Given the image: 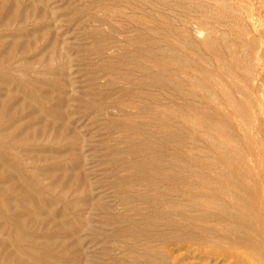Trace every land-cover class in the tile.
<instances>
[{"label":"rangeland","instance_id":"obj_1","mask_svg":"<svg viewBox=\"0 0 264 264\" xmlns=\"http://www.w3.org/2000/svg\"><path fill=\"white\" fill-rule=\"evenodd\" d=\"M179 1L0 0V264H145V248H164L182 264H234L221 255L218 231L208 236L205 253H177L173 243L149 238L156 230L118 233L149 213L132 196L147 191L146 183L133 180L142 175L133 161L148 162L159 152L167 160L168 153L180 151L224 166L238 179L244 178L236 165L243 157L253 159L250 190L240 195L252 203L244 214L258 247L236 251L247 264H264V143L256 129L264 115L255 112L257 101L264 110V80L260 92L254 89L255 77L264 73V0H204L200 10ZM216 4L217 14L211 10ZM237 11L242 19L236 23ZM160 18L175 33L162 45L177 51L167 71L193 94L187 99L146 83L147 73L157 70L127 41L135 34L158 39L147 29ZM201 24L219 27L217 39L226 37L217 44V56L202 45L205 35L195 33ZM135 64H145V71ZM246 64L253 66L249 76ZM207 75L216 77L226 97ZM246 101L247 109L237 111ZM164 107L176 110L173 126L159 124L157 112ZM168 134H181L182 150L161 145ZM203 172H193L189 182ZM206 193L217 201L212 190ZM215 239L217 253L208 252Z\"/></svg>","mask_w":264,"mask_h":264},{"label":"bare ground","instance_id":"obj_2","mask_svg":"<svg viewBox=\"0 0 264 264\" xmlns=\"http://www.w3.org/2000/svg\"><path fill=\"white\" fill-rule=\"evenodd\" d=\"M158 1L164 4H172L171 2L174 0H156L157 3ZM183 1L184 3L186 2V4H188L187 7L189 9H191L192 7H196L200 10L203 9L206 5L204 0H195L194 3H191L194 0H180L179 2L183 3ZM211 10L215 14H217V4L214 5ZM219 13L220 12H218V14ZM233 14L236 23L237 21L239 22L240 19H242L241 12L237 11L234 12ZM222 15L224 14L222 13ZM160 19H161L160 24L157 23V25L155 24L151 28L149 27L150 29H147L151 33H153V35H158L157 37L158 39L155 40H159V41H155V40L152 41L151 39L144 36H140V35L136 36V34L134 37L130 36V38H128L129 36L127 35L128 36L127 41L129 44L133 46V48L138 54L140 53L144 54L146 57L151 59L150 62H152L151 64L152 68H156L157 70V72L151 75L147 73V79H145L146 83L148 82L150 84L154 83L155 85H158L159 87L165 89L169 87L172 92L173 91L175 92L176 95L181 97H186L187 99L189 98V96H192L193 94L191 92H185L184 91L185 89L182 88L181 86L183 84L179 81V79L175 77L173 74L171 75V73L167 71L169 60L171 59L172 55L175 53L176 49H174L172 46L169 45H167L166 47H163L162 45L164 43H169L171 37L174 36L175 33L174 31H172L173 29H171V25L167 20V18H160ZM200 26H201L200 28H198L197 26V28L194 30L195 33L200 36L201 35L203 36V34L205 35L202 38L203 39L202 45L204 46V48L211 50L217 56L218 54L217 44L218 43L225 44L227 41L226 37L223 35L222 37L217 39L216 29L219 27L214 29L208 27V25L204 26V24H201ZM179 36H181V38L182 37L185 38L184 41L185 44L188 45L190 48H192L193 43L188 40L187 36L184 33H179ZM112 39L113 38H111V40ZM97 45H100V43ZM236 49L237 47L236 45H234L232 51L236 53L237 52ZM244 59L247 62L248 61L250 62L249 58H244ZM138 62L140 63V60ZM238 62H241V60H236L235 64H237ZM251 65L252 64H246L245 69H246V74L248 76L251 73V71H253L252 70L253 66ZM143 66L145 67V64L144 65L135 64V68L138 72L145 71L144 69L146 67L143 68ZM206 79H208V81L213 84L214 89H217V85L219 86V84H217L216 77L207 75ZM262 80H264V73L260 71L257 77H255L254 79V82H257L256 83L257 87L254 86L255 87L254 89L257 92H260V90L262 89V84H260L262 83ZM197 85L198 88H201L202 86L201 83H198ZM192 87L195 86L192 85ZM225 90H226L225 88L219 86V93H221V95L222 94L223 96L226 95ZM246 91H242L241 93H244ZM207 94H208L207 96L211 97L212 100L215 99V94L213 92L207 90ZM229 99L231 98L229 97ZM229 99H227L229 106L235 109L236 104ZM255 103L258 105L255 112H258L259 115H264V110H262L261 107L262 102L257 101ZM246 104H248L247 101L245 102V104H240L239 108L237 107L236 110L237 111L246 110L247 109ZM249 106L252 107L254 106V104H250ZM6 107L9 108L8 105ZM196 110L198 112H201V107H196ZM175 112L176 110L173 109L172 107H167V108L164 107L162 111L157 112V114L159 115L158 116L159 124L166 127L173 126L174 123L171 120V115H174L173 113ZM254 120H257V118L255 117ZM184 123L185 125H188L190 124V121L186 119ZM256 127L255 128L261 134V138H259V141L261 143H264V120H262V122L257 124ZM249 132L251 133V129H249ZM0 137H2V135H0ZM161 142H162L161 145H163L164 147L175 146L182 150L183 140L181 134L180 135L168 134L162 136ZM138 150L139 149H137V151ZM132 151L135 152L134 148L132 149ZM249 163H253V159L243 157V159H241V162H239L236 165V169L239 171V174L242 175L244 178V179H238L236 176H233V174L229 172L224 166L222 167L217 166V164L213 165L210 163L208 159L205 158H200V157L187 158V155L185 156V152H181V151L180 154L168 153L167 160H165L163 154L159 152L153 158H150L148 162L146 160H142V161L138 160L136 162L133 161L132 165L134 166L132 168L142 172L140 178L137 175H135L133 180L137 182L142 181L146 183L147 191H144L142 193H134V195L132 196H134L137 200H140L142 204L145 205L146 210L148 209L147 211L149 213L148 216L143 220H141L139 223L132 222L128 229H124V231H120L119 229L118 233L127 232L130 235L133 234L136 235L137 231L147 230V229L150 231L156 230L157 233L149 236V238L160 241L162 244L173 243L175 252L177 253L180 250L183 249L189 250L191 248H194L195 250H202V252L205 253L207 251L206 241H208L209 239L208 236L211 235L212 233H217L218 231V235H219L218 240H220V244L223 243L220 245V247L222 248L221 255L224 258L231 260L234 264H247L248 263L247 260L244 257L237 254L236 250L237 248H245L248 250H253L256 247H258L254 242L253 234H255V229L253 227L251 228V223H249L250 217L249 215L244 214V212H248V209L251 207L252 203H248L245 197L242 194L240 195L242 191L248 192L250 190L249 184L246 181L247 179H249V177L252 174L250 168L248 167ZM189 164L195 166L194 171L192 170ZM157 169L159 170L158 174L155 173ZM198 169H203L204 172L196 177L197 181H195L194 183L189 182L188 180L189 177L193 176ZM207 173H209V175H207ZM212 174L217 175L216 176L217 179L213 178ZM120 188L122 189V187ZM43 190L44 188L42 189V191ZM149 190H151V192H148ZM206 190H212L214 193H216L217 201L213 199H209L207 197ZM0 198L2 197L0 196ZM260 203L262 206H264V191H262ZM210 208H214L217 211V214L208 213L209 212L208 210ZM230 235L231 237L228 238ZM261 236L262 234L260 235V237ZM17 239L22 240V237L19 236ZM212 245L215 246H212L213 248H210L208 252L217 251V239H215V241L212 242ZM143 250L144 251L142 252V256L143 259L146 261L145 264H182L181 260H179L178 257H175L173 255L174 253L166 251L164 250V248H145ZM195 256L196 253L194 257Z\"/></svg>","mask_w":264,"mask_h":264}]
</instances>
